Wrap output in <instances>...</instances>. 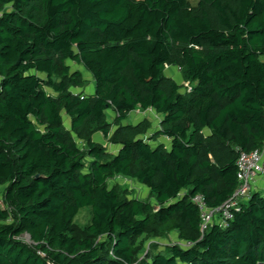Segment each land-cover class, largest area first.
I'll use <instances>...</instances> for the list:
<instances>
[{
  "label": "trees",
  "instance_id": "obj_1",
  "mask_svg": "<svg viewBox=\"0 0 264 264\" xmlns=\"http://www.w3.org/2000/svg\"><path fill=\"white\" fill-rule=\"evenodd\" d=\"M139 108L163 116L151 138L169 148L126 122ZM263 145L264 0H0V264H264V193L204 232L193 200L222 205L240 152ZM118 175L157 205L110 187ZM171 232L187 245L141 258Z\"/></svg>",
  "mask_w": 264,
  "mask_h": 264
},
{
  "label": "rangeland",
  "instance_id": "obj_2",
  "mask_svg": "<svg viewBox=\"0 0 264 264\" xmlns=\"http://www.w3.org/2000/svg\"><path fill=\"white\" fill-rule=\"evenodd\" d=\"M191 1L193 3H197L198 0H191ZM10 8L11 6H8V9ZM71 65H72L73 70L75 69L80 70L83 75V78L86 80L87 83L85 86V91L90 93L92 89L94 90L95 88H94L92 75L81 65H78L76 63H71ZM166 74L175 78L177 82L183 86L182 87L183 90H185V88H187V85H189V81H186L184 79L179 67L168 66L166 68ZM108 118L110 120L114 119L113 113H111L110 111L108 112ZM63 120H64V124L67 127H70L71 118L68 115L64 114ZM144 121H147L149 128L147 129V132L142 137L147 139L154 146L159 143H164L166 147L169 148L170 147L169 139L165 137H160L157 140H154L151 138L157 131L161 129L162 121H163V116L157 113L153 108H150L148 110H142L139 108L133 111L130 114L129 119H127L126 122H130L134 124V123H139V122H144ZM94 138L97 141L103 143V145L107 148V150L111 154H115V152L119 148L118 145L109 143V141L104 139V137L100 133L95 134ZM78 142L81 147H85V144L82 141H78ZM109 186L110 187L119 186L121 190H123L129 198H140L144 200H150L151 203H153L154 205H157V201L155 200V198L150 195L149 188L130 178L120 176V175L115 176L109 180ZM2 191H3V188L0 187V197L2 195ZM89 218H90L89 212L87 210H83L78 215L77 222L80 225H83L89 221ZM77 229H78V232H80V229L78 227ZM22 238L24 241H26L29 244L33 243V240L31 239L28 233L23 234ZM175 243H179L180 245L184 247L187 245L185 241H182L179 239L178 234L176 232H171L164 237H152L146 240L141 246V249H140L141 258L145 257L147 252L157 253L163 250L165 245L175 244Z\"/></svg>",
  "mask_w": 264,
  "mask_h": 264
},
{
  "label": "built area",
  "instance_id": "obj_3",
  "mask_svg": "<svg viewBox=\"0 0 264 264\" xmlns=\"http://www.w3.org/2000/svg\"><path fill=\"white\" fill-rule=\"evenodd\" d=\"M187 85L186 90H191ZM237 176L239 184L231 197L222 205L209 207L202 195H196L193 200L198 204L201 213V230L206 231L214 224L227 227L233 219L234 212L239 211L254 192V182L259 176H264V145L251 151H241L237 160ZM190 244V243H188Z\"/></svg>",
  "mask_w": 264,
  "mask_h": 264
},
{
  "label": "crops",
  "instance_id": "obj_4",
  "mask_svg": "<svg viewBox=\"0 0 264 264\" xmlns=\"http://www.w3.org/2000/svg\"><path fill=\"white\" fill-rule=\"evenodd\" d=\"M78 91H80V90H78ZM86 93H88V92H86ZM90 93H94V90L92 89ZM110 112L113 113V116H115V113L112 110ZM134 124H137V123H134ZM68 128H70V127H68ZM118 151H119V148L115 153H117ZM254 191L264 193V176L257 177V179L254 182Z\"/></svg>",
  "mask_w": 264,
  "mask_h": 264
}]
</instances>
